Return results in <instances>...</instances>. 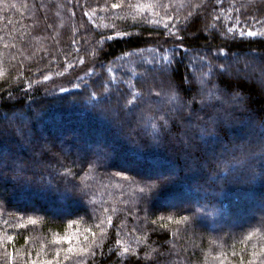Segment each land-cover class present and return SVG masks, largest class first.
Segmentation results:
<instances>
[{
    "label": "trees",
    "instance_id": "trees-1",
    "mask_svg": "<svg viewBox=\"0 0 264 264\" xmlns=\"http://www.w3.org/2000/svg\"><path fill=\"white\" fill-rule=\"evenodd\" d=\"M180 43L173 83L231 89L223 131L192 156L175 132L153 139L192 93L169 102L175 89L138 67L155 57L159 73ZM217 54L240 74L213 87L199 57ZM72 71L63 91L39 86ZM263 80L264 0H0V264H260L264 157L250 179L232 149L252 139L250 118L264 122ZM137 93L146 102L127 105Z\"/></svg>",
    "mask_w": 264,
    "mask_h": 264
},
{
    "label": "snow or ice",
    "instance_id": "snow-or-ice-1",
    "mask_svg": "<svg viewBox=\"0 0 264 264\" xmlns=\"http://www.w3.org/2000/svg\"><path fill=\"white\" fill-rule=\"evenodd\" d=\"M118 5H113V7H117ZM248 34L254 35V33L249 30ZM171 35V34H170ZM108 39H111V37H108ZM182 40V38H181ZM154 51H164L163 49H158ZM172 53L173 58L169 59L167 55H164L161 57V60L165 63L166 67H163L159 70V73H156V60L155 57H153V60L151 62L150 67H145L144 63H140L138 65L139 68L143 69L146 74H151L152 79H160L161 84L167 83L168 89L172 90L175 89L173 92V95L169 98V102L173 100L179 99V92L183 91L185 93L191 92L192 93V104L185 105L186 112H182L179 108L175 109L174 111L169 109L166 116H160L159 117V128L157 129L156 124H153V128L156 129L157 135L153 138L157 142H166L170 140L171 134L175 132L177 134V137L181 139L182 147H184L187 150V155L192 156L194 150L199 151L200 145L197 144L195 141L198 137L203 136L205 134H209V128L216 129L215 134H219L223 131L224 127V119L219 116L220 111L223 109L224 102L228 99V93L231 91V89H227L226 91L220 92L215 97H212L209 95L207 98L202 95L194 86L192 81L187 77H181V82L173 83L168 68H171L173 63H180L181 60L176 59V54L183 55L186 53L187 49L183 45V43H180L178 46L173 47L172 49L168 50ZM211 52V49H209ZM223 50H218V52H222ZM227 55H220L217 54L215 56V61L217 63H214L212 60H209L207 57H199V60L201 61V66L206 68L207 71L203 72L202 75L208 76L211 75L214 77L213 80L210 81L213 87H215V84L220 79H230L233 75L236 76V78H239V71L237 70L236 73L232 72V66L230 64H226L225 60H227ZM176 69H172L171 75H175ZM201 83H204L203 80H201ZM63 91V89H61ZM160 92H156L155 96L159 97ZM92 96H95V93L91 94ZM152 92L151 88H149V96L147 99H151ZM140 98L142 102H146L143 100L142 97H140V94L137 93L135 96H133L132 99L127 100V105H136L137 99ZM232 101L235 103L237 107H239V100L235 97V95L232 96ZM199 103V107H195V103ZM155 107V106H153ZM162 109L157 108L156 113L154 115H158L159 111ZM234 110V109H233ZM225 115H227V110H225ZM190 126V127H186ZM182 134V137L181 135ZM249 134L252 139L246 144L237 146L239 149V155H235L236 149H232L233 151V159L240 163L242 167H247V170L250 172V179H254L256 172H255V163L254 158L257 155H260L264 157V122H261L259 125H256L254 122L251 121L250 118V124H249ZM228 151V149H225ZM46 153V149L41 147L40 152L38 153L39 158H34L33 164L36 170L39 169L40 165L43 163V156ZM101 156L104 155L103 152L100 153ZM99 159V156L97 157ZM119 174V173H118ZM261 174H264V171H262ZM36 175V171H33V178ZM27 179V177H24ZM69 184L71 186L70 190H80L83 191V189L80 188V186L72 181H69ZM153 185H146V187H152ZM141 191L143 192L144 189L142 188ZM86 194V193H85ZM14 238L9 237V241H12ZM64 242L69 243V247L65 250L69 254H75V248L71 245L72 237L65 236L62 238ZM57 243H60V240H57ZM80 251L85 252L87 251L86 248H81ZM127 251V249H125ZM13 255H15V250H13ZM59 253H57V256ZM253 256H255V253H253ZM34 264V262H33ZM251 264V262H250ZM260 264H264V260L260 261Z\"/></svg>",
    "mask_w": 264,
    "mask_h": 264
},
{
    "label": "rangeland",
    "instance_id": "rangeland-1",
    "mask_svg": "<svg viewBox=\"0 0 264 264\" xmlns=\"http://www.w3.org/2000/svg\"><path fill=\"white\" fill-rule=\"evenodd\" d=\"M235 63L236 62L232 63L231 66H235ZM82 72H84V71H81L80 74ZM77 74H78V72L76 73L75 71L67 72V73H64L62 76L55 77V78L51 79L49 82H47V81L50 78H48V79L46 78L45 81L42 82V84H39V86L40 85L45 86L44 83L46 82L47 84H46L44 90L47 92H51V91L58 90V89H63V88H66L67 86L71 85V83L75 80V77ZM251 78H252V76H251ZM261 82H263L261 84V86L264 88V80Z\"/></svg>",
    "mask_w": 264,
    "mask_h": 264
}]
</instances>
